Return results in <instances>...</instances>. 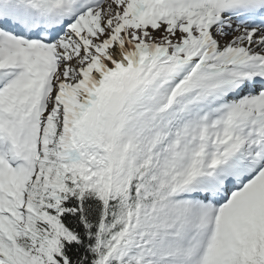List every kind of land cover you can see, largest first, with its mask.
<instances>
[{
  "label": "snow or ice",
  "instance_id": "1",
  "mask_svg": "<svg viewBox=\"0 0 264 264\" xmlns=\"http://www.w3.org/2000/svg\"><path fill=\"white\" fill-rule=\"evenodd\" d=\"M0 264H264V0H0Z\"/></svg>",
  "mask_w": 264,
  "mask_h": 264
}]
</instances>
